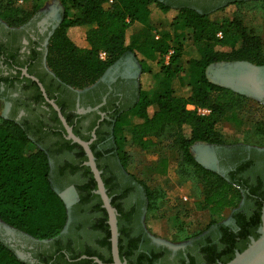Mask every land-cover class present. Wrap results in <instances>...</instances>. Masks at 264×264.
<instances>
[{
	"label": "trees",
	"instance_id": "1",
	"mask_svg": "<svg viewBox=\"0 0 264 264\" xmlns=\"http://www.w3.org/2000/svg\"><path fill=\"white\" fill-rule=\"evenodd\" d=\"M60 2L65 7V13L60 25L50 37L49 59V55L47 56V61L53 69L49 68L50 65L48 68L55 80L67 91L84 90L96 84L122 56L127 53L134 54L142 69L140 91L136 102L127 111L131 113L129 120L123 119L124 113L114 116L116 120L113 126V146L119 150L120 143H133L146 148L153 144L147 137L161 135L169 127L176 128V143L179 149L185 160L199 170L203 180L204 195L202 200L196 202V208H207L212 214H218L226 208H237L243 196H250L254 191L249 194L247 186L239 183L234 177L231 176V181H228L219 173L200 165L192 155L191 147L197 142L220 144L222 123H240L235 110L243 96L212 82L207 71L210 65L221 61H257L258 38L243 28L241 20L235 14L221 21L212 18L210 14L214 6L198 11L188 5L174 7L160 0ZM236 2H229L226 6L232 7ZM70 9L78 14L71 16ZM172 11L175 15L169 25L160 36L155 35L153 14L164 16ZM2 17L11 23L14 22L10 23L9 27L18 28L28 22L31 14L26 13L22 6L13 4L6 7ZM133 24L144 27L143 32L136 38H133L132 34L129 35ZM85 25L91 26L87 32L81 29ZM188 41L195 46L189 55L185 53ZM239 43L241 46L235 50ZM226 46H231L234 50L231 53L223 51ZM171 50L173 52L170 61L165 64L163 57ZM101 52H106V59L100 58ZM12 65L10 62V66ZM181 72L187 73V82L180 80ZM20 74L19 70L17 77ZM150 75L153 78L162 77L161 89L152 95H149L152 87L146 85V76ZM1 82L5 85L12 83L9 76L0 77ZM37 90L40 104L43 103L52 110L59 124V128L57 125H50L46 130V125L40 124L38 130L55 132L64 139V150L78 148L81 150L82 159L86 160L83 147L66 139L65 128L56 110L45 101L41 90ZM47 92L56 100L74 133L81 139L88 140V137L81 135L75 128L74 119L77 115L67 113L66 106L63 107L58 96ZM189 104L207 108L210 113L199 115L196 111L188 109ZM17 114L16 110L10 116H0V220L37 240L50 239L60 234L65 227L68 210L52 180V154L49 148L35 137L36 130L28 119L16 120ZM185 129H188V132H185ZM92 150L94 151V147ZM94 155L98 156V153L94 152ZM120 162L125 168L124 160L120 159ZM81 164L79 161L71 165L72 170L83 168ZM98 168L101 170V166L98 165ZM87 170L90 172L89 167ZM67 174V171H64V175ZM90 174L92 176L91 172ZM91 183L93 187L96 186L93 177ZM147 194L152 197V192L148 189ZM262 206L259 201L258 212L252 222H238L239 233L227 232L223 240L225 251L218 254L212 250L206 260L208 264L229 262L237 251L242 252L247 248L251 237H259L256 230L261 223ZM217 223L218 221H212L208 228ZM108 233V237L111 236L110 231ZM190 238L192 237H187ZM120 241L119 238V250L123 255ZM107 243L110 245V241L107 240ZM207 249L209 252V248ZM83 254L92 256L89 252ZM208 256L209 254L206 257ZM145 257L147 260V255ZM80 262L97 264L92 258L81 259ZM0 264L30 263L21 259L15 250L0 238ZM137 264L147 263L141 261Z\"/></svg>",
	"mask_w": 264,
	"mask_h": 264
},
{
	"label": "flooded vegetation",
	"instance_id": "2",
	"mask_svg": "<svg viewBox=\"0 0 264 264\" xmlns=\"http://www.w3.org/2000/svg\"><path fill=\"white\" fill-rule=\"evenodd\" d=\"M160 1L174 7L188 5L203 11L213 6H226L237 0ZM62 19L61 13H53L32 19L18 28L0 23V77L9 76L13 83H0L1 99L8 105L6 117L17 110L16 120L28 119L36 130L35 137L49 148L52 154V180L68 210L65 227L53 238L37 240L14 232H2L3 238L7 237L10 242H14L19 257L30 264H86L80 260L85 259L84 252H89L92 254L89 257L109 261L104 263L113 262L111 236L108 237V231L111 233L109 216L100 195L96 193L98 184L94 174L85 164L87 155V159L83 160L80 149L64 150V139L55 132L38 130L40 124L46 125L45 130L50 125H57L59 128L52 110L47 105L40 104L37 89L41 88L38 82L42 84L50 100L56 102L47 91L58 96L63 107L66 106L67 113L77 115L74 119L75 128L81 135L89 138L86 141L90 142L91 149L94 147L93 154L98 153V156L94 155L96 164L101 166L99 170L104 186L118 213L119 238L123 247L120 258L127 264L141 261L147 264H208L206 260L212 250L218 254L225 251L223 240L227 232L239 233L240 220L252 222L261 201L263 206L260 208L261 223L256 230L258 233L263 224L264 212V149L251 147L215 151L214 166L224 172L225 178L231 181V176L234 177L247 186L249 194L254 191L250 196H243L226 222L217 223L196 237L177 244L158 239L146 228L147 190L125 171L113 146L114 116L127 112L136 102L140 91V71L127 63L130 56L125 54L96 84L74 92L65 90L55 80L46 62L48 41ZM133 60L140 67L136 57ZM252 68L242 65V73L237 71V77L231 72L227 73L225 83L232 85L238 92L242 90L258 96L264 102V70ZM19 70L21 74L17 77ZM43 97L51 105L44 95ZM79 161L83 168L72 170L71 165ZM64 171L68 174L64 175ZM92 177L96 183L94 187ZM90 187L92 188L89 190Z\"/></svg>",
	"mask_w": 264,
	"mask_h": 264
},
{
	"label": "rangeland",
	"instance_id": "3",
	"mask_svg": "<svg viewBox=\"0 0 264 264\" xmlns=\"http://www.w3.org/2000/svg\"><path fill=\"white\" fill-rule=\"evenodd\" d=\"M13 4L22 6L26 13L31 14L28 22L32 19H39L44 14L61 13V15H64L65 13V7L60 0H0V23H3V25L8 26L11 23L4 19L2 14L7 6ZM69 14L72 16L78 13L70 9ZM234 14L241 20L243 28L259 40L257 44L259 46L256 56L257 61L242 59L221 61L210 65L207 72L212 82L225 86L243 96L235 110L236 117L240 120V123L236 124L229 121L222 123L220 127L222 132L220 144L197 142L191 147L192 155L200 165L219 173L223 177H225L224 172L214 166V154L217 149H234L237 147L264 149V102L258 96H253L251 93L247 94L242 90L238 92L233 89L232 85L225 83V80L228 79L227 73L231 72L236 77L238 72L242 73L243 69H240L242 65L264 70V0H237L232 7L225 5L215 6L210 15L212 18L221 21L223 18L231 17ZM174 15V11L164 16H160L157 13L153 14L152 25L154 34L160 36ZM81 29L83 32H87L91 29V26L85 25ZM143 29V26L133 24L129 30V35L132 34L133 38H136L143 32ZM240 46L241 44L239 43L235 50ZM194 48L195 46L192 42L188 41L185 53L191 54ZM222 50L231 53L234 48L226 46ZM126 55L130 56V60L127 63L131 67L134 65L140 71V84L142 77L141 66L137 67L136 62L133 60V57L135 58L134 54L127 53ZM47 56L49 59L50 52L48 48L46 55L48 66L50 62L47 61ZM170 56L166 54L163 57L165 64L169 63ZM243 63L247 64L244 65ZM49 68L53 69L51 65ZM146 77H148L146 85L152 87L149 95L161 89L162 77L153 78L151 75ZM187 77V73L181 72L179 74L182 82H187ZM0 116L4 117L3 113ZM130 118L131 113L126 112L123 114V119L129 120ZM185 132H188V129H185ZM177 133L176 128L169 127L161 135L147 137L153 144L146 148L133 143H127L126 145L120 143L119 150L118 148L116 149L119 161L122 159L126 163L125 171L130 173L146 190L148 189L152 192V197L148 196L147 199L146 228L158 239H163L173 244L182 242L187 237L203 233L214 220L218 221V223L226 222L232 213V208H226L218 214H212L207 208H196V202L203 199V180L199 170L185 160L176 143ZM29 146L32 147V145ZM4 231L33 238L29 234L12 228L0 220V238L12 247L16 253L17 247L14 242L12 243V241L10 242V240L6 239L7 237L3 238L1 236Z\"/></svg>",
	"mask_w": 264,
	"mask_h": 264
},
{
	"label": "water",
	"instance_id": "4",
	"mask_svg": "<svg viewBox=\"0 0 264 264\" xmlns=\"http://www.w3.org/2000/svg\"><path fill=\"white\" fill-rule=\"evenodd\" d=\"M247 64V63H243ZM34 80L38 81L35 77H33ZM39 86L43 92V95L45 98L51 103L53 108L58 113V116L65 128L66 131V138L71 140L74 143H77L81 145L88 157V160L85 162L87 166H89L94 174V177L98 184V190L96 191L97 194L100 195L103 206L108 212L109 216V225L111 229V245H112V254H113V262L112 263H104L102 260H100L98 257H88L83 256L84 258H92L95 262L99 264H127L126 261H123L120 258V252H119V231H118V220H117V209L112 205L111 198L109 197L107 193V189L104 186V182L101 177V171L99 170L96 159L93 154V151L90 147V142L85 141L81 139L79 136H77L72 126H70L63 115L60 107L57 105L54 100H50L46 94V91L42 84L40 82ZM59 193V192H58ZM60 194V193H59ZM61 195V194H60ZM63 198V196L61 195ZM262 226L258 229L259 237L255 239L254 237L251 238L250 243L248 244L247 248H245L242 252L237 251L234 258L230 260L227 263H221V264H264V212L262 215Z\"/></svg>",
	"mask_w": 264,
	"mask_h": 264
},
{
	"label": "built area",
	"instance_id": "5",
	"mask_svg": "<svg viewBox=\"0 0 264 264\" xmlns=\"http://www.w3.org/2000/svg\"><path fill=\"white\" fill-rule=\"evenodd\" d=\"M219 35H221V33H219ZM172 50L171 51H169V56L172 54ZM106 57H107V54H106V52H101L100 53V58L101 59H106ZM188 109H190V110H194V111H196L197 112V114H199V115H208L209 113H210V110L209 109H207V108H202V107H198V106H195V105H192V104H189L188 105Z\"/></svg>",
	"mask_w": 264,
	"mask_h": 264
},
{
	"label": "crops",
	"instance_id": "6",
	"mask_svg": "<svg viewBox=\"0 0 264 264\" xmlns=\"http://www.w3.org/2000/svg\"><path fill=\"white\" fill-rule=\"evenodd\" d=\"M7 108L8 105L3 101V99H1V95H0V114L3 113V115L6 116Z\"/></svg>",
	"mask_w": 264,
	"mask_h": 264
},
{
	"label": "bare ground",
	"instance_id": "7",
	"mask_svg": "<svg viewBox=\"0 0 264 264\" xmlns=\"http://www.w3.org/2000/svg\"><path fill=\"white\" fill-rule=\"evenodd\" d=\"M246 88V87H245Z\"/></svg>",
	"mask_w": 264,
	"mask_h": 264
}]
</instances>
